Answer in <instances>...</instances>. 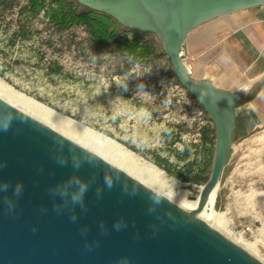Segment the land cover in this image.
I'll return each mask as SVG.
<instances>
[{
    "label": "water",
    "instance_id": "95a60500",
    "mask_svg": "<svg viewBox=\"0 0 264 264\" xmlns=\"http://www.w3.org/2000/svg\"><path fill=\"white\" fill-rule=\"evenodd\" d=\"M72 1L161 42L176 78L215 124L212 171L198 208L185 210L0 98V116L13 118L8 131H0V183L9 186L0 192V264H264L209 225V215L199 217L231 154L241 94L195 78L185 62L186 40L195 28L264 0ZM106 176L113 181L111 189L104 183ZM73 179L88 186L84 210L71 203L77 191ZM17 184L23 185L19 197L14 194ZM58 190L68 195H53ZM54 206L63 211L57 213ZM71 215L77 217L75 223ZM118 222L124 225L119 231L114 227Z\"/></svg>",
    "mask_w": 264,
    "mask_h": 264
},
{
    "label": "rangeland",
    "instance_id": "374dc122",
    "mask_svg": "<svg viewBox=\"0 0 264 264\" xmlns=\"http://www.w3.org/2000/svg\"><path fill=\"white\" fill-rule=\"evenodd\" d=\"M53 1L58 0H47ZM0 2V79L80 122L83 128L112 138L140 162L164 170L168 186L173 185L175 193L188 190L193 199L204 184L188 181L187 168L190 166L194 176L211 161L213 166L215 146L210 154L201 152L199 132L200 126L215 124L206 111L200 118L198 111L203 107L199 102L189 108L171 104L166 95H160V77L173 71L169 57L136 61L118 54L114 47L98 52L83 26L60 30L45 13L35 15L26 9L28 0H16L13 7L9 6L13 0ZM128 37L134 38L130 31ZM147 38L155 39L159 52H163L154 35ZM127 66L128 72H117ZM263 134L264 127L246 138L235 134L220 179L216 209L226 213L231 237L242 235L257 243L259 259L264 262ZM156 156L168 158L177 175L156 165ZM169 190L166 187L162 191L167 194Z\"/></svg>",
    "mask_w": 264,
    "mask_h": 264
},
{
    "label": "crops",
    "instance_id": "0c3cea01",
    "mask_svg": "<svg viewBox=\"0 0 264 264\" xmlns=\"http://www.w3.org/2000/svg\"><path fill=\"white\" fill-rule=\"evenodd\" d=\"M185 62L195 78L241 94L235 131L239 138L264 127V4L195 28L186 40ZM205 128L215 129L210 124ZM211 148L205 145L206 155Z\"/></svg>",
    "mask_w": 264,
    "mask_h": 264
},
{
    "label": "bare ground",
    "instance_id": "6f19581e",
    "mask_svg": "<svg viewBox=\"0 0 264 264\" xmlns=\"http://www.w3.org/2000/svg\"><path fill=\"white\" fill-rule=\"evenodd\" d=\"M0 98L95 152L151 188L163 192L162 190L169 187V192L167 194L163 193L185 210L192 211L198 208L200 193L204 185L200 188V191L194 199L190 198L191 193L188 190H182L175 193L173 185L168 186L167 184V176L164 170L153 164L140 162V159L137 158L132 151L128 150L112 138L108 136L102 137L100 134H95L83 128L80 122L64 116L33 97L15 90L12 86L1 79ZM260 138L263 139L264 134ZM218 193L219 185L210 194L205 206L199 212V217L209 215L210 218L207 221L209 225L224 234L237 245L260 258L258 255L259 251L257 243L247 240L242 235L235 238L231 237V233L228 229V222L225 218L226 213L216 209ZM229 208L230 207L227 209Z\"/></svg>",
    "mask_w": 264,
    "mask_h": 264
},
{
    "label": "trees",
    "instance_id": "16d2710c",
    "mask_svg": "<svg viewBox=\"0 0 264 264\" xmlns=\"http://www.w3.org/2000/svg\"><path fill=\"white\" fill-rule=\"evenodd\" d=\"M3 1L7 2V0ZM13 1L14 3L9 4V6L13 7L16 0ZM79 7L80 5L72 0H58L56 2H47V0H28L26 9L33 12L35 15L45 13L49 22L60 30H67L72 26H83L97 46L98 52L104 51L108 47H114L118 54H122L126 57L131 56L136 61L158 60L165 56L164 52H159L156 40L147 38V36L151 34L139 30H127L122 28L117 22L104 13L96 12L88 8L80 10ZM121 29L123 30L121 31ZM128 31L133 34V40H129ZM129 70L130 66H127L124 70L117 69V72H128ZM172 73L174 74L173 71ZM207 143L215 146L216 129H203L202 146L200 148L202 152H204ZM153 162L165 169L169 174L177 175L173 172L172 165L168 160L156 156ZM211 166L212 161L208 165V168ZM208 168H201L194 176H191L192 171L190 166H188L189 176L187 180L197 184H205L211 174L207 175V173H209Z\"/></svg>",
    "mask_w": 264,
    "mask_h": 264
},
{
    "label": "clouds",
    "instance_id": "9594fccd",
    "mask_svg": "<svg viewBox=\"0 0 264 264\" xmlns=\"http://www.w3.org/2000/svg\"><path fill=\"white\" fill-rule=\"evenodd\" d=\"M129 37L131 38V36H129ZM116 83H117L118 86L124 87V83L123 82L117 81ZM138 87H142V86H139L138 85ZM12 120H13V118H8L7 120H5L2 116H0V131H4V132L8 131V129L11 126ZM89 162L91 163L92 161H89ZM58 163L61 166H63V164L65 162L64 161H58ZM73 164H74L75 167H77V168L79 167V163L78 162L73 161ZM117 179H119V177H117ZM71 183L74 184L76 186V188H77V191L74 192V193H72L71 196H70L71 203L73 205H80L81 208H82V210H84L83 209L84 196H85V194L88 191V186L82 184L77 179H73L71 181ZM104 183H105V185H106V187L108 189H111L113 187V181H112V179L110 177H107L106 176L104 178ZM8 187L9 186L7 184L0 183V192H7L8 191ZM22 190H23V185L17 184L16 187H15V189H14L15 196L19 197L21 195ZM57 194L60 195L61 198H65L68 195L67 193H65L62 190H58L56 192H53V195H57ZM100 195H101V193L98 190L97 191V196H100ZM8 204H9V208L10 209L13 208L11 202H8ZM54 210L57 213H61L63 211V209H61L60 207H55V206H54ZM70 220H71V222L75 223L77 221V217L75 215H71L70 216ZM123 226L124 225L122 223H120V222H118V223H116L114 225V227H115V229L117 231H119ZM101 228H103V225H101Z\"/></svg>",
    "mask_w": 264,
    "mask_h": 264
},
{
    "label": "built area",
    "instance_id": "2783aa9c",
    "mask_svg": "<svg viewBox=\"0 0 264 264\" xmlns=\"http://www.w3.org/2000/svg\"><path fill=\"white\" fill-rule=\"evenodd\" d=\"M158 86L160 87V90H161L160 95H166L169 100V103L171 104H178L180 106L185 105L186 107L191 108V106L195 105L198 102L190 94V92L178 81V79L172 73V71L167 72L160 77ZM204 112L205 110L203 108H201L198 111V115L200 116V118L204 116ZM208 119L211 120L210 118ZM205 122H202V123H205ZM206 126H203V127L205 128ZM203 127L200 126V129H202V132L204 129ZM202 132H199L200 137H202Z\"/></svg>",
    "mask_w": 264,
    "mask_h": 264
}]
</instances>
